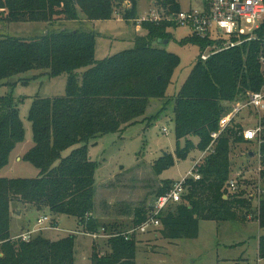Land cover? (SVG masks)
<instances>
[{
	"label": "trees",
	"instance_id": "1",
	"mask_svg": "<svg viewBox=\"0 0 264 264\" xmlns=\"http://www.w3.org/2000/svg\"><path fill=\"white\" fill-rule=\"evenodd\" d=\"M139 1L0 0V23H42L48 30L30 39L0 36V88L11 78L29 72L40 73L34 78L67 75L66 94L36 98L29 113L34 146L23 160L33 164L39 176L0 178V264H76L75 234L56 242L45 239L42 231L29 242L11 239L12 211H21L20 207L48 215L52 228L61 216H68L77 220L87 236L100 232L111 236L107 239L109 250L102 257L94 249L92 264H136V235L127 239L125 234L146 221L155 202L131 209L130 229L101 224L95 201L98 164L91 160L89 147L105 135L122 137L133 125L148 122L149 126L153 122L145 116L150 101L167 98L180 66V58L159 40H171L169 30L178 24L168 18L182 9L177 0H147L158 7L164 19L140 22L143 34L136 37L134 48L104 60L95 59L96 35L69 30L66 23L109 20L117 13L133 21ZM257 35L256 40L219 51L207 60L201 54L172 99L177 158L185 159L193 150L204 152V157L193 170L200 180L187 178L182 201L161 215L159 229L170 243L195 240L202 221L231 223L241 218L239 209L252 208L253 200L244 195L240 181L235 191L229 189V182L233 146L250 143L243 136L250 127H243L238 119L242 114L252 117L253 112L238 115L214 143L212 134L220 130L221 118L234 104L245 102L248 93L259 92L264 85V27ZM182 44L196 45L204 52L213 42L191 35ZM170 102L164 103L162 111ZM24 139L25 128L14 97L0 95L1 169L9 166L14 150ZM261 152L264 162V142ZM174 161L172 154H164L152 165L154 174L161 175ZM261 173L264 177V170ZM175 184L166 180L157 198L168 194ZM258 218L263 230L259 256L264 258V197Z\"/></svg>",
	"mask_w": 264,
	"mask_h": 264
},
{
	"label": "rangeland",
	"instance_id": "2",
	"mask_svg": "<svg viewBox=\"0 0 264 264\" xmlns=\"http://www.w3.org/2000/svg\"><path fill=\"white\" fill-rule=\"evenodd\" d=\"M177 1L182 10H187L200 7L204 0ZM125 6L129 7L130 4L126 3ZM159 11L153 2L141 0L137 6V19L133 21H127L122 13H117L109 20L69 21L66 26L69 30L78 29L96 35L95 59L104 60L119 52L133 49L136 37L143 34L139 21L144 17L158 14ZM162 15L165 17L164 13ZM47 31V26L42 23H0V36L30 39L43 36ZM169 32L172 38L167 44L163 43V46L168 52L180 58V66L175 70L167 98L150 101L145 116L153 118V122L149 126L148 122L133 125L122 134V137L117 134L105 135L89 147L91 160L98 164L95 175L98 191L95 201L96 217L101 224H119L122 228L130 229L131 209L134 210L144 204L151 206L166 180L178 183L192 178L195 166L204 157V152L193 150L187 158H177L172 100L203 52L196 45L182 44V41L192 35L188 27L178 25ZM39 74L29 72L17 75L0 88V95L10 94L14 97L25 128V139L14 150L9 166L0 168V178L39 176V170L30 162L23 160L34 146L29 113L36 98L62 97L66 94L67 87V75L34 78ZM28 78L30 80L24 83L23 80ZM169 100L171 102L162 111L164 103ZM262 117L264 118V115ZM238 121L243 127L246 124L252 127L258 123V117L242 114ZM260 123L264 129L263 122ZM164 129L167 132H164ZM251 152L255 154L248 158L247 154ZM166 153L174 156V165L156 176L152 165ZM259 154L262 152L257 142L236 144L231 152V179L240 181L239 186L244 195H250V200H253L250 211L239 209L242 211L241 218L231 223L202 221L199 235L195 240H176L170 243L164 238L161 229L137 235L136 264H264V258H260L257 247L258 240L263 234L258 217L260 201L264 197H262L264 177L260 171L262 168L264 170V162L263 156ZM20 208L22 210L16 213L12 211L10 222L12 240L23 232L41 228L40 234L52 242L75 234L76 264H92L94 249L100 257L109 250L108 238L94 240L87 236L75 218L61 216L57 225L51 228V225L40 226L38 223V219L48 215ZM0 256H3L1 250Z\"/></svg>",
	"mask_w": 264,
	"mask_h": 264
},
{
	"label": "built area",
	"instance_id": "3",
	"mask_svg": "<svg viewBox=\"0 0 264 264\" xmlns=\"http://www.w3.org/2000/svg\"><path fill=\"white\" fill-rule=\"evenodd\" d=\"M162 19L159 12L158 14L144 17L139 22H157ZM168 20H172L180 26L188 27L192 31V36L213 42L201 55L203 60H207L211 55L219 51L235 48L258 38L257 31L264 27V0H204L200 7L181 10L172 18H168ZM261 61L264 63V55ZM247 97L245 102L234 104L231 111L221 118L220 130L212 134L213 143L238 115L251 110L253 116L258 117V123H256L255 127L246 128L243 136L247 142H257L259 146L262 145L264 142V129L260 122L264 115V85L259 92L248 93ZM164 132H167V130L164 129ZM259 155L261 156V154ZM192 178L196 181L200 180V175L193 173ZM185 181L186 179L183 182L176 183L168 194L157 198L149 217L141 226L127 232L125 234L127 239L132 235H143L158 230L161 226V215L165 210L171 205L182 201L186 193ZM229 189L232 191L237 189L236 179L230 180ZM38 223L40 226L51 225V219L48 216H43V218L38 220ZM41 230L42 228L23 232L16 236L14 240L29 242ZM90 237L98 240L99 238L109 239L111 236L100 232L90 235Z\"/></svg>",
	"mask_w": 264,
	"mask_h": 264
},
{
	"label": "water",
	"instance_id": "4",
	"mask_svg": "<svg viewBox=\"0 0 264 264\" xmlns=\"http://www.w3.org/2000/svg\"><path fill=\"white\" fill-rule=\"evenodd\" d=\"M159 43H164V44H167L168 43V40H165V41H162L161 39L159 40ZM255 153L251 152L247 155L248 158H251L254 156Z\"/></svg>",
	"mask_w": 264,
	"mask_h": 264
},
{
	"label": "crops",
	"instance_id": "5",
	"mask_svg": "<svg viewBox=\"0 0 264 264\" xmlns=\"http://www.w3.org/2000/svg\"><path fill=\"white\" fill-rule=\"evenodd\" d=\"M259 239H260V238H259ZM258 246H259V240H258ZM258 246H257V247H258Z\"/></svg>",
	"mask_w": 264,
	"mask_h": 264
}]
</instances>
